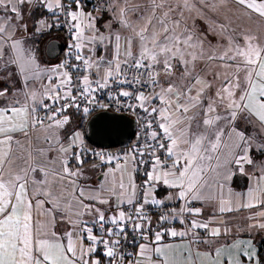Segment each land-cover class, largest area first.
<instances>
[{
  "label": "snow or ice",
  "instance_id": "snow-or-ice-1",
  "mask_svg": "<svg viewBox=\"0 0 264 264\" xmlns=\"http://www.w3.org/2000/svg\"><path fill=\"white\" fill-rule=\"evenodd\" d=\"M0 13V264H262L192 205L215 185L220 216L255 210L237 232H264V0H0ZM54 29L70 42L42 66ZM125 112L142 127L129 134ZM41 130L34 156L20 137ZM101 132L137 143L90 148ZM237 174L247 191L225 197Z\"/></svg>",
  "mask_w": 264,
  "mask_h": 264
},
{
  "label": "crops",
  "instance_id": "crops-1",
  "mask_svg": "<svg viewBox=\"0 0 264 264\" xmlns=\"http://www.w3.org/2000/svg\"><path fill=\"white\" fill-rule=\"evenodd\" d=\"M3 13H0V15H2ZM63 33L57 31V30H53L50 34L40 37L38 40V48H39V53L38 55L40 56L41 59V63L42 66H47V67H51L52 65L56 64L57 62L56 58H50L49 56H47L46 54V45L49 42V40H59L62 43V51L60 53V57H61V61L64 59V52H65V36L62 35ZM98 55H100V53L98 52ZM45 135V133L41 130V131H36V132H32L31 136L28 138H25L23 136L20 137L21 142L29 149L33 152V155L35 156V150L40 148H46V144L43 143V136ZM39 136L41 137L40 140H37L36 137ZM49 160H54L55 159V153H50ZM17 163H20V161H16ZM58 167V165H57ZM90 167V166H88ZM104 171H107V169L105 168ZM88 176L90 177H96L98 176V173H94V172H88L86 173ZM37 179H42V176L38 173L37 174ZM88 183L92 184L93 187H95V183L96 181L94 179H91L88 181ZM249 180L246 177H241L239 174H237L236 176H234L230 182V185H226L225 188L223 189V195L225 197H227L228 194V187L230 186L232 188V190L234 192H246L247 191V186L249 185ZM162 194H166V192L162 189L161 190ZM219 190L217 189V187L215 185H212L209 189H207L205 191V196L208 198V202L207 203H203V202H194L193 203V207L195 208H200L202 210L203 215L197 219L200 220H212L214 222V226L215 225H219L223 220H227L229 221V227L231 229V233L230 235L225 238V237H221V240H225L227 239V241L229 243L234 242L235 240H240V241H248L251 240L253 245L257 248L258 252H259V243H263L264 242V232H260V231H252V232H248V231H239L237 232V228H246L247 227V221L244 219L246 216L251 215L255 212V210H252L251 212H249L248 210H242L240 213H233V214H225L224 216H220L219 212H218V206H217V200L216 198L219 195ZM173 207H175L176 205L173 204ZM156 217L153 216V220L155 221ZM191 219V217H185L186 223ZM174 227L177 228V230H183V225H181L179 223V221L177 220L174 223ZM201 235L204 236V238H207L206 235L204 234L203 230H201ZM166 240L171 241L170 237H166ZM177 243H179V239H177L176 241Z\"/></svg>",
  "mask_w": 264,
  "mask_h": 264
},
{
  "label": "water",
  "instance_id": "water-1",
  "mask_svg": "<svg viewBox=\"0 0 264 264\" xmlns=\"http://www.w3.org/2000/svg\"><path fill=\"white\" fill-rule=\"evenodd\" d=\"M62 51V43L59 40H49L46 45V54L50 58H56L60 55ZM99 115V113L97 114ZM122 120L125 122L126 126L129 129V134L136 130V120L127 115L122 113L121 114ZM91 119H95L92 117ZM89 133L91 134V128H89ZM133 139L129 140L127 136L122 138L121 140H117L115 138H108L101 132L100 135L93 137L92 140H89L88 143L92 146L99 147V148H114V147H126L130 145Z\"/></svg>",
  "mask_w": 264,
  "mask_h": 264
},
{
  "label": "built area",
  "instance_id": "built-area-1",
  "mask_svg": "<svg viewBox=\"0 0 264 264\" xmlns=\"http://www.w3.org/2000/svg\"><path fill=\"white\" fill-rule=\"evenodd\" d=\"M64 32H65V39H66V44H67V43H69L70 41H69L68 33H67L66 31H64ZM66 44H65V45H66ZM66 51H67V49L65 48V52H66ZM65 52H64V53H65ZM128 90H130V89H128ZM145 91H147V86H145ZM104 102H107V101H106V98H105ZM122 102H124V101H122ZM124 114H127V115L133 117V118L136 120V130H135V131H137L138 128L142 127L141 124H138V123H137V118H136V116H134V115H132V114H130V113H127V112H125ZM42 115H43V113H42ZM136 143H137V141L135 140V138H133V140H132V142L130 143V145H128V146H126V147L99 148V147L92 146V145H90V144H89V147L92 148V149H95V150H97V151H105V152H108V153H120V154H123L124 152H126V151H128V150L130 149V146H131V145H135ZM141 167H143V166H141ZM142 175H143V172H141V173L138 175V177H137V183H140V177H141ZM151 214H152V216H155V217H156L158 213L156 212V210H152ZM198 218H199V217H198ZM172 226L174 227V224H173ZM129 250H131V249H129Z\"/></svg>",
  "mask_w": 264,
  "mask_h": 264
},
{
  "label": "rangeland",
  "instance_id": "rangeland-1",
  "mask_svg": "<svg viewBox=\"0 0 264 264\" xmlns=\"http://www.w3.org/2000/svg\"><path fill=\"white\" fill-rule=\"evenodd\" d=\"M237 23H242V22H237ZM202 30L206 29V25H204L203 23H199L198 25ZM202 35H207L206 31H202L201 33ZM208 40L215 45L218 42V37L212 36V35H208ZM66 43V42H65ZM61 61V57L58 56L56 61L57 63H59ZM200 67H203V65H201Z\"/></svg>",
  "mask_w": 264,
  "mask_h": 264
},
{
  "label": "trees",
  "instance_id": "trees-1",
  "mask_svg": "<svg viewBox=\"0 0 264 264\" xmlns=\"http://www.w3.org/2000/svg\"><path fill=\"white\" fill-rule=\"evenodd\" d=\"M59 32L63 33L62 35L65 36V32L63 30H60ZM258 247H259V255L262 258V264H264V242L263 243H259Z\"/></svg>",
  "mask_w": 264,
  "mask_h": 264
}]
</instances>
